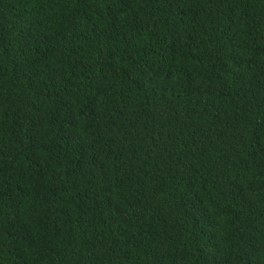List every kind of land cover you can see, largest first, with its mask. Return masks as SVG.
<instances>
[{
	"label": "trees",
	"instance_id": "1",
	"mask_svg": "<svg viewBox=\"0 0 264 264\" xmlns=\"http://www.w3.org/2000/svg\"><path fill=\"white\" fill-rule=\"evenodd\" d=\"M0 264H264V0H0Z\"/></svg>",
	"mask_w": 264,
	"mask_h": 264
}]
</instances>
